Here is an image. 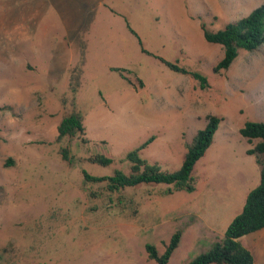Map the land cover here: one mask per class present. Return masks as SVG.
Listing matches in <instances>:
<instances>
[{"label": "rangeland", "instance_id": "374dc122", "mask_svg": "<svg viewBox=\"0 0 264 264\" xmlns=\"http://www.w3.org/2000/svg\"><path fill=\"white\" fill-rule=\"evenodd\" d=\"M100 2L0 0V185L8 192L0 206V264H158L147 244L162 254L178 229L182 238L168 264H186L225 237L260 183L248 153L259 139L250 142L240 130L264 121V45L241 50L215 72L224 50L204 38L201 23L222 29L264 0ZM128 24L144 47L206 75L209 88L143 52ZM81 38L89 48L78 108L89 141H58L60 97ZM111 67L126 69L134 84ZM208 115L222 121L195 165L193 192L167 193L170 185L160 183L110 192L105 182L85 180L83 169L130 173L127 154L151 137L141 156L179 169ZM99 153L114 162L89 161ZM240 241L254 264H264V228Z\"/></svg>", "mask_w": 264, "mask_h": 264}, {"label": "trees", "instance_id": "16d2710c", "mask_svg": "<svg viewBox=\"0 0 264 264\" xmlns=\"http://www.w3.org/2000/svg\"><path fill=\"white\" fill-rule=\"evenodd\" d=\"M128 27L142 44L137 32L129 24ZM201 27L204 38L209 43L221 45L224 50L223 57L214 66V71L220 72L226 70L236 60L241 50L254 51L264 45V3L255 8L247 16L227 23L222 29L210 30L204 22L201 23ZM142 50L160 59L170 69L183 74H190L198 81L201 89L205 90L209 88L208 77L203 73L189 70L185 66H180L178 62H172L153 54L144 47H142ZM87 51L88 42L86 39L81 38L79 57L68 71L67 92L60 97V102L65 112L57 127L58 141L65 138L70 140L81 138L83 142L89 141L84 137L86 134L84 116L78 108V94L83 85ZM112 69L119 71L129 83L134 84L129 76L124 74L126 69ZM207 119V125L194 136L179 169L174 171L165 170L158 162H151L141 156V149L154 140V137H151L140 147L127 154V159L131 162L130 173L117 169L113 175L97 176L83 169L84 178L86 181L105 182L106 189L110 192H117L142 183L170 185L166 191L167 193L175 191L193 192L196 190L195 165L212 145L215 133L222 121V118L217 115H208ZM240 132L250 142L259 139L248 150V153L256 157V161L260 167V183L247 194L242 211L230 222L225 237L216 241L210 249L200 253L186 264L255 263L253 253L241 243L240 238L264 228V121H247ZM60 152L65 160L71 161L70 148L68 146H63ZM88 159L91 162L107 166L114 162L113 158L100 153L92 155ZM7 195L6 188L0 185V206L5 202ZM181 238L182 230L178 229L171 236L166 250L162 254L159 253L155 245L148 243L147 252L149 258L156 260L158 264H168L174 250L179 246Z\"/></svg>", "mask_w": 264, "mask_h": 264}, {"label": "crops", "instance_id": "0c3cea01", "mask_svg": "<svg viewBox=\"0 0 264 264\" xmlns=\"http://www.w3.org/2000/svg\"><path fill=\"white\" fill-rule=\"evenodd\" d=\"M99 5H102V6H105V0H101V2L99 3ZM134 29V28H133ZM135 30V29H134ZM136 31V30H135ZM137 32V31H136ZM137 34H138V32H137ZM139 35V34H138ZM141 38V37H140ZM87 39V38H86ZM141 41H142V39H141ZM87 42H88V48H89V40L87 39ZM71 44H75V43H71ZM74 46V45H73ZM75 46H77V44H75ZM141 46L142 47H144L143 46V43L141 44ZM70 48H72V47H70ZM145 49H147V50H149L150 52H152L153 54H155V55H158V54H156L152 49H148V48H146V47H144ZM77 49H78V46H77ZM71 50H73V48L71 49ZM70 50V51H71ZM143 51V50H142ZM78 52H79V49H78ZM78 56V55H77ZM76 56V57H77ZM158 56H160V55H158ZM87 60H88V51H87ZM112 68H117V67H111V70H114V69H112ZM81 90V89H80ZM80 92V91H79ZM79 95V94H78Z\"/></svg>", "mask_w": 264, "mask_h": 264}]
</instances>
